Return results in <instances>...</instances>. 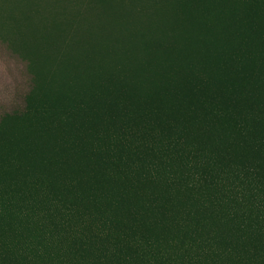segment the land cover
Returning <instances> with one entry per match:
<instances>
[{
    "label": "rangeland",
    "instance_id": "rangeland-1",
    "mask_svg": "<svg viewBox=\"0 0 264 264\" xmlns=\"http://www.w3.org/2000/svg\"><path fill=\"white\" fill-rule=\"evenodd\" d=\"M158 1L0 0V264H235L241 257L264 264V226L244 229L256 218L242 217L264 193L239 183L245 168L258 167L264 188V95L239 99L240 83L231 90L205 78L192 97L178 96L176 75L183 73L173 67L176 79L163 84L132 78L128 69L81 75L107 42L120 54L150 59L146 36L118 42L142 31L148 18L167 38L194 20L216 25L217 18L207 21L213 9H234L230 0ZM241 13L235 39L264 47V0H247ZM250 82L264 91L255 68ZM165 94L172 102L162 107ZM217 155L224 169L194 185L191 177L204 164L210 173L207 163ZM206 195L223 205L208 203L192 222L181 202ZM110 216L115 221L98 241L97 224ZM42 224L52 237L45 247ZM85 226L93 234L85 235ZM207 236L218 239L211 251L200 246ZM143 239L137 249L133 241Z\"/></svg>",
    "mask_w": 264,
    "mask_h": 264
},
{
    "label": "trees",
    "instance_id": "trees-1",
    "mask_svg": "<svg viewBox=\"0 0 264 264\" xmlns=\"http://www.w3.org/2000/svg\"><path fill=\"white\" fill-rule=\"evenodd\" d=\"M115 1L116 0H109V4L115 5ZM230 1V3H232L234 6V9L231 11L228 10L225 12L221 9H213L215 10L216 16L215 13L212 12L207 21L214 22V18H217L218 20L216 25H212V27L206 26L208 22L199 20H194L193 24L189 26H181L179 23L180 27L177 29V31L170 33L167 38L161 37L165 34L164 26L148 18L147 21L143 22L140 27L142 31H139L136 34H122L120 35L118 42L121 43V39H128L126 36L129 37V40L132 38L133 41L136 39H143L146 36L145 41L147 44L145 43V50L147 51V55L150 57V59L143 61L138 57L137 53H131L127 51H125L123 54H120L118 53L119 49H115L116 46L114 44L107 42L106 44L99 45L101 49L99 51L101 54L100 57L96 58L92 55L90 56V71L84 70L81 72V75H86L88 73H90V75H95L100 69L110 72H122L125 69H128L132 78L138 80H140L139 78L160 80L161 84L167 83V81L176 79L177 77L178 96L192 97L194 95L193 92L199 89V84H201L205 78H207L210 82H219L221 84L226 83L225 85L230 87L231 90L237 89L240 83L242 88L233 94L240 95L239 99L247 100L250 97L264 95V91L256 92L250 85V73L254 70V68L258 77L264 76V47H261L260 45L253 42L251 43V41L245 42L241 37L240 41L235 39L236 36H238L237 32L243 30L244 27V24L242 23L243 18L241 17V11L247 0ZM162 4L165 6V4H168V0L158 1L156 5ZM212 6L213 4H211V7ZM218 6H220V2L216 3L215 8ZM117 15L120 18H123L124 16L122 13H117ZM0 18V23H3L2 20L5 21L6 16L2 17V15H0ZM194 29H200V31L192 32ZM108 40H110V38H108ZM95 61H103V63L99 64ZM170 67H173L174 70L179 69V71L183 74H177L175 77ZM174 72L176 73V71ZM75 82H77V80L74 78V83ZM158 86L159 85H157L156 88H158ZM167 97L169 96L165 94V97L161 98V102L163 101L162 107H164L168 102H172L171 98L169 97L168 99ZM257 104H259V102H257ZM214 158H217L214 163H207L210 168V173L207 172L206 165L204 164L199 168L200 170L191 177L192 183L194 185L200 186L202 185V182H212L214 178V171L224 169L225 162L221 160L223 157L217 155ZM259 169L260 168L258 167L245 168L243 172L244 177L239 180V183L248 185L251 188L255 187L259 190V192L264 193L263 186L261 189L258 188L259 184L257 181L261 176ZM223 183H225L227 186L231 185L226 183L225 180ZM231 190L233 191L234 188H231ZM238 190L239 189H237L236 192H238ZM206 196H209V198L195 200L193 205L189 206H187V203L181 202V207H184L185 213L192 216V222L198 221V217H200L203 208L208 203H211L212 207L213 205H223L220 202L222 198L211 200L213 198L211 195ZM248 204H251L250 213L248 216L243 213L242 217L246 220L251 218L256 219H254V221L252 220V224V221L249 220L250 223L244 229L247 228V230L251 231L253 224H257L255 227L264 226V196L260 197L259 195H255L251 198ZM46 205L50 207H58V204L56 203ZM190 208L192 210H190ZM212 211L214 212H209V214L213 217H216V214L227 216V212L224 210ZM255 212H259L260 215L253 216V213ZM154 215V211L149 212V217H154ZM63 216L61 218H63ZM114 221L115 220L113 217L110 216L108 219L105 218L104 221H101L100 225L97 224L98 231H96L94 235L97 236L98 241H101L107 235L106 230H108V223L113 224ZM219 222H222L220 218ZM49 224L53 226V230H58L54 225L56 223L51 222ZM159 225L162 224L159 223ZM37 227L39 228L38 235L41 240L40 244H44L45 247L49 242H51L49 238L52 237L48 236V238L46 236L48 230L46 229L45 224ZM85 231L93 234L87 226L84 227V233ZM192 231L193 230L191 229L187 231L188 237H190ZM222 236L220 237L221 241ZM247 236L248 234H246L245 237L247 238ZM61 238L63 240L66 238L68 239L67 235L62 236ZM116 240L123 241L119 238V236L116 237L114 243H111V249L114 251H119V242ZM217 242V237L207 236L203 239L200 246L208 245V251H211L216 246L215 244ZM223 242L226 243L227 238L223 239ZM27 243L25 252H27L30 248V243ZM142 243H145L144 239L141 240V242L133 241V244L135 247H137V249L143 246ZM36 247L39 249V242L37 239ZM246 250L247 248L242 253L246 254ZM227 251L231 252L232 250L228 248ZM223 253L224 252L219 248V252L216 254L223 255ZM200 255H202V253H196L197 257ZM126 256L127 255H124V257ZM235 256L237 257L239 255L236 254ZM189 257L192 258L191 256ZM5 258L7 259L8 257ZM124 259L126 261V258ZM241 261H243V264H252L249 257H241V259L237 258L235 261L237 263L235 264H242Z\"/></svg>",
    "mask_w": 264,
    "mask_h": 264
}]
</instances>
